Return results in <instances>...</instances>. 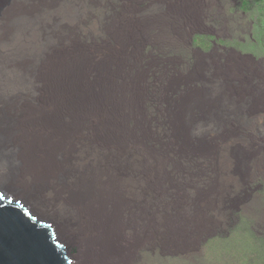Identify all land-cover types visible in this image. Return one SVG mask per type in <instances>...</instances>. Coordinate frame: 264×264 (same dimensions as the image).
Wrapping results in <instances>:
<instances>
[{
	"label": "rangeland",
	"instance_id": "1",
	"mask_svg": "<svg viewBox=\"0 0 264 264\" xmlns=\"http://www.w3.org/2000/svg\"><path fill=\"white\" fill-rule=\"evenodd\" d=\"M3 20L0 72L20 52L78 50L85 81L108 74L141 197L119 214L127 264H264V0H0Z\"/></svg>",
	"mask_w": 264,
	"mask_h": 264
},
{
	"label": "bare ground",
	"instance_id": "2",
	"mask_svg": "<svg viewBox=\"0 0 264 264\" xmlns=\"http://www.w3.org/2000/svg\"><path fill=\"white\" fill-rule=\"evenodd\" d=\"M5 9L8 16L15 14L11 6ZM6 21L0 25L3 36L10 32ZM72 51H42L37 57L20 52L5 64L12 71L0 72L14 81L13 89L0 94V188L26 205L1 193L0 199L47 231L67 264L54 232L76 249L72 264H127L129 252L118 244L119 214L141 197L127 191L121 101L106 72L90 83L84 80L89 56ZM22 81L31 84L24 87ZM144 166L140 160L132 167L144 172ZM65 214L73 217L75 234ZM143 239L137 235L130 246Z\"/></svg>",
	"mask_w": 264,
	"mask_h": 264
},
{
	"label": "water",
	"instance_id": "3",
	"mask_svg": "<svg viewBox=\"0 0 264 264\" xmlns=\"http://www.w3.org/2000/svg\"><path fill=\"white\" fill-rule=\"evenodd\" d=\"M0 264H67L48 232L30 225L28 214L0 199Z\"/></svg>",
	"mask_w": 264,
	"mask_h": 264
}]
</instances>
